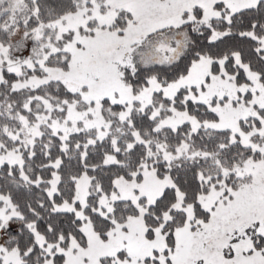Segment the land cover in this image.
Here are the masks:
<instances>
[{
	"label": "snow or ice",
	"instance_id": "1",
	"mask_svg": "<svg viewBox=\"0 0 264 264\" xmlns=\"http://www.w3.org/2000/svg\"><path fill=\"white\" fill-rule=\"evenodd\" d=\"M0 264H264V0H0Z\"/></svg>",
	"mask_w": 264,
	"mask_h": 264
}]
</instances>
